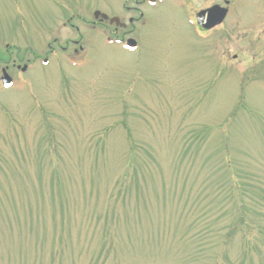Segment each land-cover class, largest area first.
Returning <instances> with one entry per match:
<instances>
[{"label": "rangeland", "instance_id": "1", "mask_svg": "<svg viewBox=\"0 0 264 264\" xmlns=\"http://www.w3.org/2000/svg\"><path fill=\"white\" fill-rule=\"evenodd\" d=\"M221 2L141 6L131 52L92 24L131 0H0V264H264V0L198 31Z\"/></svg>", "mask_w": 264, "mask_h": 264}, {"label": "flooded vegetation", "instance_id": "2", "mask_svg": "<svg viewBox=\"0 0 264 264\" xmlns=\"http://www.w3.org/2000/svg\"><path fill=\"white\" fill-rule=\"evenodd\" d=\"M128 1V0H127ZM132 3H133V6L132 7H128L126 6L124 3L122 4L121 8L127 13L129 14L130 12H133V13H136L138 14V17L137 16H134L133 15H129L126 19V24L125 22L121 21L119 18H117L116 16H106L107 19H102V16L103 14L99 13V15L95 16L94 14L96 13L95 11H93L92 13V18L94 20V22L92 23L93 25H95L97 22L100 23V24H107L108 26L110 27H113L114 30L113 32L112 31H109V33H111L113 35V42L114 43H117L121 46H123L125 49H127L129 51V49L126 47L125 43L126 41L128 40H132L133 42H135V48L131 51V52H134L138 49L137 45H138V42L134 39H128V38H125V33L124 31L130 27V29H134V24L139 22V20H141L143 18V13L142 11L139 10V8L141 6H144L145 4L148 6V7H151V6H155L156 4H160L162 2H164L165 0H131ZM234 3H235V0H222V2L220 4H218V6H220L223 10H225V17L223 19V21L221 22V24L213 27L212 29L210 30H205V29H202L201 27H199L197 24H196V20L194 18L193 22H194V26L196 27V29L202 33L204 32H208V31H211V30H214V29H217L219 27H221L224 22L226 21L227 17L230 15V12H231V8L234 6ZM214 5H217L216 3L212 4V6ZM210 8V7H209ZM197 13V12H196ZM111 19H117V22H110ZM131 30H129L128 32H130ZM122 32V35L119 39L118 38V35L119 33ZM109 42L111 39H107ZM57 42V39H54V43ZM73 44H77L76 41L72 42ZM48 49H50V52L52 53L54 51L53 48H51V46H47ZM81 49V48H80ZM61 51H67V48L66 47H61L60 48ZM73 52L75 53L76 51L73 50ZM43 63H46L47 60L46 59H43L42 60ZM25 67V70L22 71V68ZM23 67H19L17 64H15V62L13 61L11 63V67L5 65L3 68H1L0 70V73L2 75L3 72H7L6 74L9 76V78L11 79V82H12V85H13V80L12 78L10 77V75L8 74V71L12 68V69H15V70H20L22 73L26 71L27 69V65L23 66Z\"/></svg>", "mask_w": 264, "mask_h": 264}, {"label": "water", "instance_id": "3", "mask_svg": "<svg viewBox=\"0 0 264 264\" xmlns=\"http://www.w3.org/2000/svg\"><path fill=\"white\" fill-rule=\"evenodd\" d=\"M225 13H226L225 10H223L220 6L214 5L210 8L201 10L196 14L195 16L196 24L202 29L210 30L213 27L221 24V22L223 21L225 17ZM94 15L97 16L99 15V13L96 12ZM101 16H102V19H107L105 15H101ZM110 22L111 23L117 22V19H111ZM125 45L131 50L135 48V42H133L132 40L126 41ZM24 70H25V67L22 68V71ZM0 81L4 88L10 87L12 83L11 79L5 72L2 73Z\"/></svg>", "mask_w": 264, "mask_h": 264}, {"label": "trees", "instance_id": "4", "mask_svg": "<svg viewBox=\"0 0 264 264\" xmlns=\"http://www.w3.org/2000/svg\"><path fill=\"white\" fill-rule=\"evenodd\" d=\"M235 188V187H234ZM239 205H240V203H239Z\"/></svg>", "mask_w": 264, "mask_h": 264}]
</instances>
